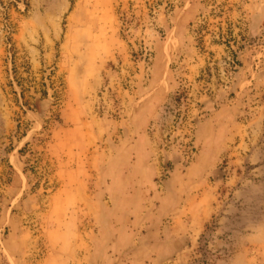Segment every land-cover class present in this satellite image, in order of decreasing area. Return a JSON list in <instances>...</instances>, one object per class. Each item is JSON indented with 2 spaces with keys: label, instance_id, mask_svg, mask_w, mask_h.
Segmentation results:
<instances>
[{
  "label": "rangeland",
  "instance_id": "1",
  "mask_svg": "<svg viewBox=\"0 0 264 264\" xmlns=\"http://www.w3.org/2000/svg\"><path fill=\"white\" fill-rule=\"evenodd\" d=\"M0 264H264V0H0Z\"/></svg>",
  "mask_w": 264,
  "mask_h": 264
}]
</instances>
